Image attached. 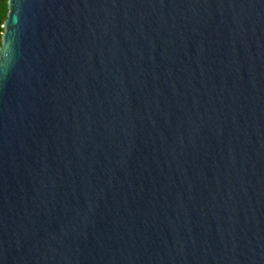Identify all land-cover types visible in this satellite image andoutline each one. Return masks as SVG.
Masks as SVG:
<instances>
[{"label": "water", "instance_id": "1", "mask_svg": "<svg viewBox=\"0 0 264 264\" xmlns=\"http://www.w3.org/2000/svg\"><path fill=\"white\" fill-rule=\"evenodd\" d=\"M0 264H264V0H9Z\"/></svg>", "mask_w": 264, "mask_h": 264}, {"label": "trees", "instance_id": "2", "mask_svg": "<svg viewBox=\"0 0 264 264\" xmlns=\"http://www.w3.org/2000/svg\"><path fill=\"white\" fill-rule=\"evenodd\" d=\"M9 0H0V49L3 46V35L5 33L4 25L8 20Z\"/></svg>", "mask_w": 264, "mask_h": 264}]
</instances>
